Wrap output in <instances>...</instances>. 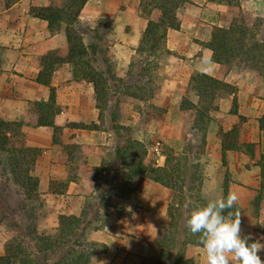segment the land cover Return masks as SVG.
Here are the masks:
<instances>
[{
	"label": "crops",
	"instance_id": "1",
	"mask_svg": "<svg viewBox=\"0 0 264 264\" xmlns=\"http://www.w3.org/2000/svg\"><path fill=\"white\" fill-rule=\"evenodd\" d=\"M5 3L6 0H0V46L4 48L0 118L23 122L25 144L41 150L34 173L40 177L39 194L46 203L51 225H57L59 214L80 215L86 202L98 192L101 178L96 176L97 169L113 161L114 143L119 139L123 144L124 127L132 126L138 140H154L147 154L154 166H165L166 147L174 149L178 156H193L199 162L195 170L201 177L199 193L207 201L224 198L227 173L228 194L237 195L236 204L241 208V235H251L264 243V199L259 212L253 203L261 188L264 154V130L259 125L264 115V73L242 62L216 63L212 60V50L203 44L211 39L214 25L228 27L231 24L232 4L191 0L178 10L181 26L168 30V52L161 55L156 70L160 87L147 101L121 95L123 98L115 112L117 128L109 123L111 117L107 111L102 113L99 108L94 84L76 77L73 63L58 64L51 85L56 90L60 108L55 124L62 130L55 143L53 127L31 124L34 116L30 101L49 99L50 86L37 81L42 57L49 53L68 55L66 32L62 29L51 33L48 22L31 11L34 6L50 5L51 0H16L8 7ZM263 4L264 0H242V7L251 10L252 18L248 23L257 16L264 17ZM102 19L113 20L114 28L108 35L109 48L117 60V75L124 77L130 63L138 58L136 49L146 28L140 0H88L80 13L81 22L95 28ZM194 71L225 81L235 91L218 98V108L209 112L211 118L206 124L205 142L193 143V152L188 150L192 119L189 112L182 110L181 103L184 96L196 104L200 100L189 84ZM234 101L237 112L233 111ZM129 105L138 109L129 112ZM236 125L239 141L255 143V149L249 152L231 148L224 156L222 135ZM70 175L75 178L65 190L54 184ZM118 181L119 177H115L114 182ZM175 197L176 190L149 176H135L129 195H112L110 206L102 209V227L88 233L90 240L106 245L104 251L96 254L93 264H153L161 253L157 239L170 224L168 210ZM112 204L122 207L129 215L118 216ZM185 256L207 264L202 246H188ZM260 256L264 260V252Z\"/></svg>",
	"mask_w": 264,
	"mask_h": 264
},
{
	"label": "trees",
	"instance_id": "2",
	"mask_svg": "<svg viewBox=\"0 0 264 264\" xmlns=\"http://www.w3.org/2000/svg\"><path fill=\"white\" fill-rule=\"evenodd\" d=\"M15 1L6 0L5 5L8 7ZM190 1L140 0L146 28L136 49L138 59L130 63L124 77L117 75L115 58L107 44L108 35L114 28L113 20L102 19L95 28L84 25L80 20V13L88 0H51L48 6L32 7L31 11L36 17L48 22L51 33L65 30L69 52L66 57L56 53L42 57V69L37 81L49 85L51 93L47 101H30V109L34 116L31 124L53 127L54 142L59 141L62 129L55 124V118L60 108L56 102V90L51 82L56 66L69 61L74 64L76 77L85 78L94 84L99 108L102 113L107 111V115L111 117L109 123L112 128H117L118 125L114 122L118 104L114 101V94L119 91L123 97L143 101L155 96L156 88L153 84L159 66L157 59L162 53L168 52L166 45L168 30L180 28L178 10ZM218 1L235 5L234 0ZM155 12L157 13L154 14ZM203 44L212 50V60L216 63L242 62L264 73V17L256 18L253 23H248L241 17L240 21L233 19L228 27L214 25L211 39ZM3 49L0 46V71ZM189 84L200 97L196 104L188 96H184L181 103L182 110L189 112L193 120L188 130L191 136L188 150L192 151L193 143L198 142L201 145L205 142L206 124L211 118L209 112L218 108V98L234 92L235 89L229 83L201 71L192 73ZM233 105V111L237 112L235 101ZM240 118L243 120L244 117ZM23 124L21 121L0 118L2 190H12L19 196L18 205L12 207L14 212L25 211L21 235H13L7 241L4 252L0 254V264H93L96 254L104 251L106 245L90 240L88 233L91 229L102 227L101 222L104 220L102 209L110 206V197L114 194L123 197L129 195L133 179L137 175L149 176L176 190V197L168 210L171 221L157 239L161 253L153 264H199L193 258L185 256L188 246H200L198 235L190 233L186 227V220L193 206L203 205L207 200L200 196L201 181L195 170L189 171L188 175L191 177H181L182 167L174 149L164 148L167 156L165 166H154L153 161L147 157L146 145L134 136V127H124L125 142L121 144L117 139L113 145L115 158L97 169L96 176L101 178L98 192L86 202L80 215L59 214L57 225L40 227L34 217L40 200V177L34 173V169L41 150L25 144ZM259 125L264 130V115L259 119ZM222 144L224 156L226 150L231 148L249 152L255 149V143L239 141L238 125L223 133ZM261 160V188L253 202L257 212L262 208L264 199V154ZM115 177H119L118 182H114ZM74 178L70 175L66 180L54 181V184L65 190ZM179 180L183 182L180 186ZM223 188L226 197L227 173ZM6 195L10 196V192L7 191ZM6 198H2L1 202L6 201ZM111 207L118 216L129 215L122 207L113 204ZM228 211L239 216L241 214V208L237 204Z\"/></svg>",
	"mask_w": 264,
	"mask_h": 264
},
{
	"label": "clouds",
	"instance_id": "3",
	"mask_svg": "<svg viewBox=\"0 0 264 264\" xmlns=\"http://www.w3.org/2000/svg\"><path fill=\"white\" fill-rule=\"evenodd\" d=\"M237 200L230 192L224 198L193 206L188 215L186 227L198 235L207 264H264L260 256L264 243L251 235L242 236L240 216L228 211Z\"/></svg>",
	"mask_w": 264,
	"mask_h": 264
},
{
	"label": "rangeland",
	"instance_id": "4",
	"mask_svg": "<svg viewBox=\"0 0 264 264\" xmlns=\"http://www.w3.org/2000/svg\"><path fill=\"white\" fill-rule=\"evenodd\" d=\"M234 2H235V5H233L232 20L236 19L237 21H240L241 17H244L246 20L252 18L251 10L250 9L248 10L246 8L247 6L245 8L242 7V5H241L242 0H234ZM263 6H264V4H263ZM262 9H264V7ZM156 13L157 12H155L154 14H156ZM258 17H261V16H257L256 18H258ZM254 20H253V22H254ZM106 25H107V27H110V25H108V24H106ZM110 42L111 41L108 39L107 44H108L109 50H110V48H109ZM161 55L159 56V58L161 57ZM159 58L157 59L158 62H159ZM116 61L117 60H115V62ZM159 85L160 84L157 81V76H156L154 79V84H153V87L156 88V91L160 87ZM114 95H115V98H114L115 103H117L119 105L118 102H121L123 97L121 96L119 91H117L116 94H114ZM146 105H148V104H146ZM136 109H138L137 106H132V105L128 106L129 112L131 110H136ZM140 109L142 110V108H140ZM149 109H152V108L149 107ZM144 144L146 145V148L148 150V147L150 145L154 144V140L148 139L146 142H144ZM192 151L194 152V150H192ZM179 160H180V165L182 167V172L180 173L181 177H187L188 173L191 169H193V170L197 169L198 170V164L197 163H199V162L193 156H191V158H188V156H186V154H183V155L179 156ZM178 177H180V176H178ZM200 178L201 177H199V179ZM182 184H183V182L181 180H179L178 186H180ZM7 191L10 192V196H8V197L6 195ZM2 198H6V201L1 202ZM19 199H20L19 196L16 195L12 190L11 191H9L7 189H6V191L2 190V181L0 178V211H2V214H0V254H2L4 252L5 245H6L7 241L9 239H11V237L13 235H18V236L21 235L20 231L22 230V227H24V221H25L24 213H25V211L21 210L19 212H14V210L12 208V207H16L18 205ZM45 204L46 203L44 202V200L40 197V200H38V204H37L38 206L36 208V212L34 213V217H36V220L40 224V227H46L45 224L52 226L51 221H50V216L48 215L47 207ZM29 205L31 206L32 204H30V202H29Z\"/></svg>",
	"mask_w": 264,
	"mask_h": 264
}]
</instances>
